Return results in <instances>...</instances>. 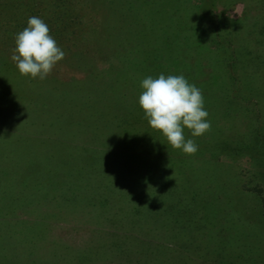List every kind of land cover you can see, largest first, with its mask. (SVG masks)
Wrapping results in <instances>:
<instances>
[{
    "label": "rangeland",
    "instance_id": "1",
    "mask_svg": "<svg viewBox=\"0 0 264 264\" xmlns=\"http://www.w3.org/2000/svg\"><path fill=\"white\" fill-rule=\"evenodd\" d=\"M0 264H264V0H0Z\"/></svg>",
    "mask_w": 264,
    "mask_h": 264
},
{
    "label": "trees",
    "instance_id": "2",
    "mask_svg": "<svg viewBox=\"0 0 264 264\" xmlns=\"http://www.w3.org/2000/svg\"><path fill=\"white\" fill-rule=\"evenodd\" d=\"M29 181V179H26V180H24L23 182H21V184L20 185H22V184H24V183H26V182H28ZM69 182L71 181V180H68ZM69 183H65V185H68ZM144 187V186H143ZM144 189L145 188H139V191H138V197H137V199H139L140 200V202H142L143 201V199H145L146 198V193H144L143 194V191H144ZM57 191H58V189H57ZM61 191V193L64 191V189L63 190H60ZM66 191V190H65ZM145 192V191H144ZM59 193V192H58ZM143 194V195H142ZM58 198V197H57ZM57 198H53V200L55 199V204L56 205H58V206H63V205H67V203L68 202H70V198H66L65 196H63V197H61V199H57ZM77 199H78V197H77ZM113 198H111V200H112ZM118 200L117 198H114V200ZM72 200H73V198H72ZM110 199H109V201H111ZM80 201H82V199L80 200ZM129 204H130V206H132L133 205V207L130 209V210H128L127 211V216H129V217H131L132 218V212L133 211H138V210H140V209H138V206H137V204H139L138 202H135V201H132V199L131 200H129ZM95 207L97 206V205H94Z\"/></svg>",
    "mask_w": 264,
    "mask_h": 264
}]
</instances>
